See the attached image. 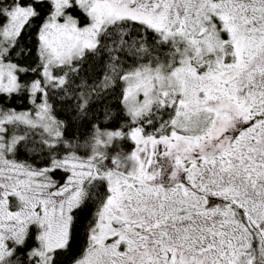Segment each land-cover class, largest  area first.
Here are the masks:
<instances>
[{
    "label": "snow or ice",
    "instance_id": "obj_1",
    "mask_svg": "<svg viewBox=\"0 0 264 264\" xmlns=\"http://www.w3.org/2000/svg\"><path fill=\"white\" fill-rule=\"evenodd\" d=\"M97 185L73 264H264V0H0V264H58Z\"/></svg>",
    "mask_w": 264,
    "mask_h": 264
},
{
    "label": "trees",
    "instance_id": "obj_2",
    "mask_svg": "<svg viewBox=\"0 0 264 264\" xmlns=\"http://www.w3.org/2000/svg\"><path fill=\"white\" fill-rule=\"evenodd\" d=\"M25 45L28 47H32V45L35 43V40L32 36V34H26L24 37V40L22 41ZM26 63H33V60L30 58ZM29 79L32 78L31 75L28 77ZM119 91L111 97V102L118 105L119 100ZM52 103L55 106V115H57L59 118L63 119L64 117L60 114V108L61 105L56 104L55 101H52ZM12 106L20 109V108H26L28 107L27 103L23 101L21 98H15L11 101ZM78 131H84V129H78ZM132 147L131 142H128L126 145V150H130ZM19 160H26L30 164H35L37 167L43 166L41 161L43 160V157H38L33 159L31 154L25 155L23 152L19 154L17 157ZM56 179L63 180V173L58 172L56 174ZM104 189L97 185L94 194H93V201L90 204L89 210L85 214H80L78 216V222H79V228L75 236V240L73 243V246L70 251L60 254L57 257L58 264H73L74 260L82 258L84 255L86 249L88 248V234H87V225L91 222V220L95 216L96 212V206L99 204L100 200L103 198Z\"/></svg>",
    "mask_w": 264,
    "mask_h": 264
}]
</instances>
